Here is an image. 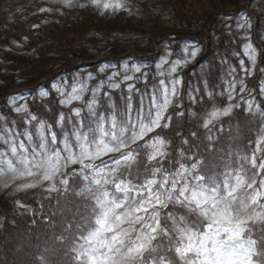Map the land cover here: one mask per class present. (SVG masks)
Returning <instances> with one entry per match:
<instances>
[{
	"label": "snow or ice",
	"instance_id": "6c2138e0",
	"mask_svg": "<svg viewBox=\"0 0 264 264\" xmlns=\"http://www.w3.org/2000/svg\"><path fill=\"white\" fill-rule=\"evenodd\" d=\"M90 3L102 13L125 7L123 0ZM63 5L72 8L76 2L64 0ZM238 27L250 25L245 20ZM199 52L193 48L190 57ZM244 54L255 65L257 55L251 43L244 46ZM181 63L176 61L170 73H176ZM134 71L139 73L141 68ZM180 85L179 77L161 79L151 91L128 83L127 95L121 94L118 101L95 87L84 104L86 112L75 107L71 115L61 112L55 123L21 104L13 111L27 113L24 131L15 122L0 127L3 188L16 192L45 189L58 200L63 189L65 198L70 191L81 198L84 207L71 234L53 237L61 250L71 245L77 264H264V159L257 164L253 154L249 160L242 154L246 145L239 140L227 152L213 149L211 160L207 148L199 151L200 145L191 157L185 151L178 158L170 157L162 133L169 129L167 121L173 115H184H167ZM107 87L120 89L121 84L112 82ZM52 88L64 92L56 84ZM229 89L231 101L235 82ZM84 91L83 85L73 87L60 104L82 101ZM260 92L264 94V83ZM39 96L48 97L49 92L41 89ZM254 103V99L246 101L247 111L264 118L261 106L256 104L253 109ZM239 106L213 107L206 113L204 127L228 117ZM261 140L256 141V151L264 149ZM16 203L26 208L19 200ZM50 258L46 249L34 264H49Z\"/></svg>",
	"mask_w": 264,
	"mask_h": 264
},
{
	"label": "rangeland",
	"instance_id": "374dc122",
	"mask_svg": "<svg viewBox=\"0 0 264 264\" xmlns=\"http://www.w3.org/2000/svg\"><path fill=\"white\" fill-rule=\"evenodd\" d=\"M123 3L125 7L120 10H104L102 13L101 9L93 6L89 0L88 4L94 8V12L110 21V24L122 27H126V24L133 27V30L113 31V34L103 32L97 37L96 45L91 42L85 43L86 51L81 53L93 57L90 58L91 61L95 60L92 66L71 68L67 71L68 66L90 60L78 58L77 61L56 70L49 78L41 77L40 84L31 86L33 91L30 86L18 85L19 79L16 81L13 79L14 82L9 81L5 87H9L10 90L0 96V116L4 117L0 120V127H11L15 122L16 128L21 132L24 131L26 127L24 119L27 118V113L13 111L14 107H19L21 104H26L30 113L55 123L61 112L71 115V110L75 107H81L82 113L86 112L84 104L86 100L91 99V90L95 87H100L101 93L110 92L113 99L118 101L121 94L127 95L128 83H135L137 88H147L151 91L153 85H158L161 79L169 81L179 77L181 79L179 96L173 98L174 103L170 105L167 115L176 113H184V115H173V119L167 121L170 127L165 131L168 134L164 131L162 133L168 142L167 151L170 157L175 155L178 158L181 151H185V155L191 157L197 151V145H200V152L207 148L211 160L213 149L217 152L221 150L227 152L234 141L239 140L246 145V151L242 154L247 155L249 160L255 154L259 164L261 159H264V149L256 151V141L264 137V118L254 110L247 111L246 101L254 99L253 109L258 104L261 106L260 110L264 111V94L260 92L261 84L264 83V71H262L264 69V0H123ZM77 5L75 7L80 8ZM63 7L59 0H37L31 8V13L37 14L36 18L43 20L44 17L54 16L57 10L60 11ZM245 20L250 27H238ZM33 25L30 32L24 31L20 39L10 41V44L6 43L5 50L12 51L10 57L5 58L0 49V78L9 66H17L12 63L11 57H20L23 61L31 58L40 61V58L36 59V57L38 52H42L44 44L35 33V28L39 26L35 22ZM162 31L170 32V35L162 34L158 41H155L154 35ZM249 43L252 44L257 55L255 65L244 54V46ZM193 48L200 49L195 58L190 57ZM176 61L182 63L177 65L176 73H170L169 70ZM50 62L60 63L56 58L51 59ZM36 63L44 64V62ZM135 67H140L141 71L135 72ZM113 73L116 75L113 76ZM125 76H132L133 80L126 81ZM109 77H112L111 81ZM112 82L120 83L121 88L109 89L107 85ZM233 82H235V90L230 101L229 84ZM13 84L16 86L11 87ZM52 84L62 88L63 94L53 89ZM81 85L85 87L82 101L60 104V100L65 99L73 87L80 88ZM242 86L245 88L244 92L240 91ZM41 89L48 91L49 96L40 97ZM208 92L213 94L212 97L208 96ZM229 104L240 106L233 107L228 117H220L206 129L204 127L206 113L213 110V107L222 109ZM193 111L197 113L196 117L190 116ZM187 122L196 124L197 130L191 132L187 128L188 131L185 133L187 136H184L185 134L180 133V128L186 126ZM225 125L230 129L224 132L223 138H220ZM175 131L178 142L181 143H175V148L170 150L171 142L169 143L168 137ZM242 131L244 135L241 140L237 136ZM231 135L234 140H229ZM209 136L213 137L212 141L208 140ZM202 139L208 143L205 148L202 146ZM185 141L188 143H184ZM261 143H264V140H261ZM189 148L191 151H186ZM73 189L79 191L75 185ZM55 197V193H48L45 189L16 192L0 185V264H9L1 259L5 251H8V254L14 251L16 256L18 255L21 250L20 244L24 238L26 239L25 232H28L25 226L39 228L36 222L40 224L41 221L46 222V219L51 217L48 210L52 211L54 216L57 205L60 206L64 201L63 189L59 200ZM45 198H53L46 202L47 208L42 204ZM17 200L26 208H20L16 203ZM79 205L78 215L84 207L81 200ZM73 227L69 229V233L73 231ZM35 238L37 236L32 233L31 239L35 241ZM72 261L77 264L74 259Z\"/></svg>",
	"mask_w": 264,
	"mask_h": 264
},
{
	"label": "trees",
	"instance_id": "16d2710c",
	"mask_svg": "<svg viewBox=\"0 0 264 264\" xmlns=\"http://www.w3.org/2000/svg\"><path fill=\"white\" fill-rule=\"evenodd\" d=\"M75 2L78 4L77 6H79L80 3L85 6L80 8L63 7L60 11L57 10L54 16L49 18L44 17L42 20L41 18H36L37 14L31 13V8L32 6L34 7L37 0H0V49L2 55L5 56V58L11 56V49L5 50L7 44H10V41L20 39L24 31L30 32L31 27L34 26L33 22L39 26L35 28L36 32H34L44 44L42 52H38L36 57V59L40 58V61L32 60V58L31 60L23 61L22 58H17L15 56V58H10L12 63L17 64V66H9L2 74L0 78V96L2 93L10 90L8 86V88L5 86L8 85L9 81H13V79L14 81L19 79L20 83L18 85L20 86H34L39 83L41 77L49 78L56 70L65 67L70 62L77 61L78 58H93L81 54L86 51L84 44L91 42L96 45L98 42L97 37L102 35L103 32L106 34H113V31L133 30V27H129L126 24V27L110 24V21L100 17L94 12V8L88 4L89 0L82 2L77 0ZM37 19L38 21H36ZM49 58L54 60L56 58L60 63L50 62L51 59ZM36 62H44V64L41 65ZM15 86L16 84H13L11 87ZM187 128L192 132L196 129V124L187 122L186 126L183 125L180 128V133L185 134L188 131L186 130ZM229 129L230 128L225 125L223 133L220 134V138H223L224 132H228ZM164 133L168 134L165 130ZM176 134L177 132L175 131L172 136L168 137L169 143L171 142L170 150L175 148V143H181L178 142V135ZM243 135L244 131L237 137L242 140ZM184 136H187V134ZM232 139L233 136L231 135L229 140ZM178 146L179 145H177V147ZM202 146H204V148L208 146L206 140L204 141L202 139ZM52 199L45 198L42 200V204L47 208L46 202ZM80 200V197H76L70 192L59 206L60 209H56L57 212L54 216L52 215L53 212L48 210V214L51 217H48L46 222L41 221L40 224L36 222V226L39 228L25 226L28 232H25L26 239L24 238V240H22V244H20L21 250L18 252L17 256L14 251H11V254L5 251V255L2 256L1 259L3 261L6 260L9 264H17V262L18 264H34V261L39 259L40 254L47 249L51 257L49 264H74L70 253L71 245H69L67 249L61 250L56 247V242L53 240V237H59L61 233L64 232L69 233L68 231L72 226H74L73 229L75 228L79 218L78 209L80 207ZM32 233L37 236L35 241L31 239ZM69 234H71V232ZM78 235L79 233L76 234V237H78Z\"/></svg>",
	"mask_w": 264,
	"mask_h": 264
},
{
	"label": "clouds",
	"instance_id": "9594fccd",
	"mask_svg": "<svg viewBox=\"0 0 264 264\" xmlns=\"http://www.w3.org/2000/svg\"><path fill=\"white\" fill-rule=\"evenodd\" d=\"M59 2L63 4L64 3V0H59Z\"/></svg>",
	"mask_w": 264,
	"mask_h": 264
},
{
	"label": "water",
	"instance_id": "95a60500",
	"mask_svg": "<svg viewBox=\"0 0 264 264\" xmlns=\"http://www.w3.org/2000/svg\"><path fill=\"white\" fill-rule=\"evenodd\" d=\"M80 64H81V63H79V64L75 65V67L79 66Z\"/></svg>",
	"mask_w": 264,
	"mask_h": 264
}]
</instances>
